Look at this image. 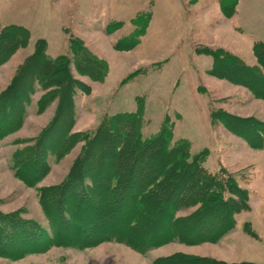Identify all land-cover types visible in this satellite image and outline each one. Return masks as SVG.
<instances>
[{"label": "rangeland", "instance_id": "obj_1", "mask_svg": "<svg viewBox=\"0 0 264 264\" xmlns=\"http://www.w3.org/2000/svg\"><path fill=\"white\" fill-rule=\"evenodd\" d=\"M9 25L24 26L30 39L0 64V96L41 45L50 59H57L73 57L71 40L80 41L105 63L106 72L93 79L71 62L78 87L70 100L73 107L60 115L59 98L47 105L44 101L50 88L27 86L21 123L0 136L1 212L17 213L51 233L41 189L69 179L87 138L104 118L136 112L143 116L144 138L167 125L173 141H187L206 169L225 174L246 191L247 204L234 214L233 228L215 243L174 241L139 250L114 239L88 247L56 245L20 259L0 256V264H157V259L176 254L264 264V139L255 146L248 126L239 131L222 121L232 122L233 116L264 124V99L210 72L213 53L220 50L248 66L258 63L255 47L264 43V0H0V32ZM2 111L0 131L7 123ZM62 136L69 139L60 155L51 146ZM34 154L39 160L32 171L40 178L29 186L18 167Z\"/></svg>", "mask_w": 264, "mask_h": 264}, {"label": "trees", "instance_id": "obj_2", "mask_svg": "<svg viewBox=\"0 0 264 264\" xmlns=\"http://www.w3.org/2000/svg\"><path fill=\"white\" fill-rule=\"evenodd\" d=\"M29 39V31L22 25L4 27L0 32V64L18 48L27 46ZM70 51L73 57L50 59L41 45L26 59L8 92L0 96V114L3 109L7 121L2 125L5 129L0 131V136L21 123V104L32 86L50 88L51 92L44 101L47 105L55 97L59 98V115L62 110L73 107L70 100L77 83L69 70L71 62L81 74L93 79L105 74V63L92 55L80 41L71 40ZM213 55L212 74L242 84L264 99V43L256 44L258 63L253 66L244 64L224 50ZM59 115L56 121L60 122ZM15 117L17 125L12 127L15 123L10 120ZM142 117L136 112L104 118L94 134L87 138L84 154L69 179L49 190L41 189L51 233L17 213L0 211V256L20 259L27 253L43 252L56 245L88 247L114 239L139 250L174 241L215 243L228 233L235 222L234 214L247 204L246 191L240 190L225 174L220 177L206 169L202 158L191 154L187 141H173V133L167 125L159 134L144 138ZM229 119L232 122L222 119L227 128L242 131L248 126L251 134L256 136L251 143L259 146L263 141L264 124L233 116ZM52 131H48L45 137ZM68 139L69 136H62L54 144L57 146L51 148L63 154L62 146ZM37 156L32 155L28 163L25 161L18 167L21 171L18 174L29 186L40 178L38 171H32L34 163L39 160ZM191 208L194 210L188 215H179ZM155 263L256 264L177 254L157 259Z\"/></svg>", "mask_w": 264, "mask_h": 264}, {"label": "crops", "instance_id": "obj_3", "mask_svg": "<svg viewBox=\"0 0 264 264\" xmlns=\"http://www.w3.org/2000/svg\"><path fill=\"white\" fill-rule=\"evenodd\" d=\"M225 262H235V261H225ZM245 262H248V261H245ZM249 262H252V261H249ZM237 263H240V262H237ZM252 263L259 264V263H257V262H252Z\"/></svg>", "mask_w": 264, "mask_h": 264}]
</instances>
